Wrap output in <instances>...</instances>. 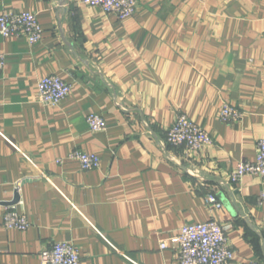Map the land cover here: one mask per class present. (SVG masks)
I'll use <instances>...</instances> for the list:
<instances>
[{
  "label": "crops",
  "instance_id": "1",
  "mask_svg": "<svg viewBox=\"0 0 264 264\" xmlns=\"http://www.w3.org/2000/svg\"><path fill=\"white\" fill-rule=\"evenodd\" d=\"M3 12L35 13L43 38L0 34V264H41L61 242L84 264H179L160 242L210 220L230 225L233 264H264V179L231 182L264 139V0H139L126 20L82 0H0ZM49 75L72 87L54 106L38 98ZM226 104L239 122L220 120ZM180 114L213 144L168 145ZM74 151L100 168L83 171ZM17 191L24 232L3 226Z\"/></svg>",
  "mask_w": 264,
  "mask_h": 264
},
{
  "label": "built area",
  "instance_id": "2",
  "mask_svg": "<svg viewBox=\"0 0 264 264\" xmlns=\"http://www.w3.org/2000/svg\"><path fill=\"white\" fill-rule=\"evenodd\" d=\"M138 2L139 0H82L84 5L99 8L106 14H115L120 20L134 16ZM0 34L5 39L25 37L31 46H35L43 38V28L35 13L3 12L0 14ZM6 68V55L0 53V71ZM37 89L39 101L44 105L53 106L60 104L72 91L71 85L57 75L40 79ZM219 117L222 122L237 123L243 118V112L226 104L222 107ZM87 122L93 133L106 129L105 119L99 115L90 114ZM167 144L198 152L212 145L213 138L187 115L180 114L168 130ZM69 157L77 160L83 171L97 170L101 166L97 155L92 153L74 151ZM246 175H256L264 179V139L259 142L254 160L238 163L231 173V182L236 184ZM206 203L216 209L223 208V204L213 195L207 198ZM21 205L23 206L20 201L5 212L3 226L7 230L24 232L30 228L27 215L19 209ZM229 229L230 225L221 224L216 220L186 225L177 235L162 240L160 248L176 250L179 264H233L236 254L228 242ZM40 259L41 264H84L78 248L68 242L57 243L51 248L44 249Z\"/></svg>",
  "mask_w": 264,
  "mask_h": 264
},
{
  "label": "water",
  "instance_id": "3",
  "mask_svg": "<svg viewBox=\"0 0 264 264\" xmlns=\"http://www.w3.org/2000/svg\"><path fill=\"white\" fill-rule=\"evenodd\" d=\"M20 199H21V197L17 191L15 194V199L13 200V202L10 203V206H14V205L18 204L21 201Z\"/></svg>",
  "mask_w": 264,
  "mask_h": 264
}]
</instances>
